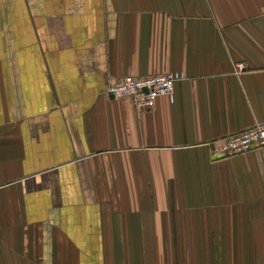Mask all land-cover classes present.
I'll use <instances>...</instances> for the list:
<instances>
[{"label": "crops", "instance_id": "0c3cea01", "mask_svg": "<svg viewBox=\"0 0 264 264\" xmlns=\"http://www.w3.org/2000/svg\"><path fill=\"white\" fill-rule=\"evenodd\" d=\"M263 122L264 0H0V264H264Z\"/></svg>", "mask_w": 264, "mask_h": 264}, {"label": "built area", "instance_id": "2783aa9c", "mask_svg": "<svg viewBox=\"0 0 264 264\" xmlns=\"http://www.w3.org/2000/svg\"><path fill=\"white\" fill-rule=\"evenodd\" d=\"M245 68L240 64L238 71ZM182 75L167 72L157 75H128L117 79L108 87V92L118 99L131 101L138 109L151 108L161 96H173L176 81ZM254 148H264V122L243 131L224 137L212 152L218 158L242 155Z\"/></svg>", "mask_w": 264, "mask_h": 264}]
</instances>
